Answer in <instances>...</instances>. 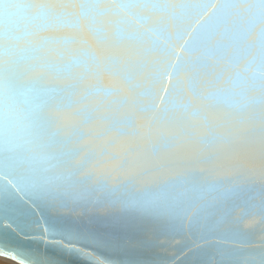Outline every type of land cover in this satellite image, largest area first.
I'll use <instances>...</instances> for the list:
<instances>
[{"label":"water","instance_id":"95a60500","mask_svg":"<svg viewBox=\"0 0 264 264\" xmlns=\"http://www.w3.org/2000/svg\"><path fill=\"white\" fill-rule=\"evenodd\" d=\"M0 246L264 264L260 0L0 3Z\"/></svg>","mask_w":264,"mask_h":264},{"label":"snow or ice","instance_id":"6c2138e0","mask_svg":"<svg viewBox=\"0 0 264 264\" xmlns=\"http://www.w3.org/2000/svg\"><path fill=\"white\" fill-rule=\"evenodd\" d=\"M4 0H0V3H3ZM261 7L264 8V0H260ZM10 107V106H9ZM62 248L66 249V255L72 256L73 254L77 255V258H89L91 259V256L89 253L84 252L83 250L76 249L75 247H68L65 245H61ZM0 255H6L10 258H15L14 254L11 252V250L4 249L2 246H0ZM52 264H65V261L61 259H53Z\"/></svg>","mask_w":264,"mask_h":264},{"label":"bare ground","instance_id":"6f19581e","mask_svg":"<svg viewBox=\"0 0 264 264\" xmlns=\"http://www.w3.org/2000/svg\"><path fill=\"white\" fill-rule=\"evenodd\" d=\"M0 264H19V263L15 262L14 260L8 257L0 255Z\"/></svg>","mask_w":264,"mask_h":264}]
</instances>
